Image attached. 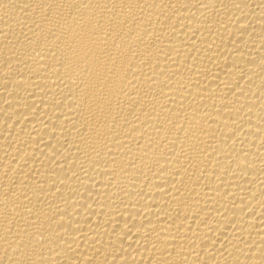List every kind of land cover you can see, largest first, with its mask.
Masks as SVG:
<instances>
[{
  "label": "bare ground",
  "instance_id": "1",
  "mask_svg": "<svg viewBox=\"0 0 264 264\" xmlns=\"http://www.w3.org/2000/svg\"><path fill=\"white\" fill-rule=\"evenodd\" d=\"M0 264H264V0H0Z\"/></svg>",
  "mask_w": 264,
  "mask_h": 264
}]
</instances>
